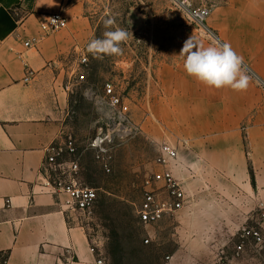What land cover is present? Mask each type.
<instances>
[{"label":"crops","instance_id":"crops-1","mask_svg":"<svg viewBox=\"0 0 264 264\" xmlns=\"http://www.w3.org/2000/svg\"><path fill=\"white\" fill-rule=\"evenodd\" d=\"M218 2L224 6L225 41L264 79V0ZM58 12L68 19L67 27L44 37L41 21ZM92 34L77 0H0V264L4 258V264L96 263L90 235L71 219L65 196L46 186L45 169L53 148L69 138L79 161L88 149L96 156L90 146L94 138L84 141L81 117L73 110L78 94L88 96V90L78 91L77 70ZM27 67L35 71L29 82ZM171 75L162 99L185 103L184 127L178 125L182 117L169 112L160 115L164 131L154 132L152 121L147 130L179 150L174 174L190 199L183 214H196V200L208 195L239 197L244 212L259 209L264 205L263 92L249 76L247 90L237 92L206 87L179 69ZM93 99L99 105L100 96ZM69 158L68 153L59 157Z\"/></svg>","mask_w":264,"mask_h":264},{"label":"rangeland","instance_id":"rangeland-1","mask_svg":"<svg viewBox=\"0 0 264 264\" xmlns=\"http://www.w3.org/2000/svg\"><path fill=\"white\" fill-rule=\"evenodd\" d=\"M77 2L90 20L91 39L100 38L115 27L129 32L119 56L96 59L85 47L90 69L77 87L81 93L88 90V96L78 94L73 102L75 115L82 120L83 134L86 132V143L96 137L100 126L106 128L109 107L97 105L93 97L102 96L108 82L121 95L134 126L133 135L113 147L110 171L90 149L84 151L80 160L83 181L97 189V199L91 212L74 218L85 226L97 251L110 264L109 244L116 229L121 238L123 264H264V205L244 212L245 202L239 197L208 195L196 200V214L191 216L183 214L190 199L183 209L156 223L144 225L137 214L146 177L157 169L154 160L163 143L148 133L147 122L152 121L153 131L160 134L164 131L160 115L175 112L182 117L178 125L184 127L185 103L168 102L162 99L163 92L171 73L177 69L185 73L180 51L186 40L191 37L205 46L213 40L226 42L223 4L218 0H195V7L209 10L207 19L197 23L172 0ZM108 18L115 20L113 28L105 27L104 20ZM242 70L264 94V79L246 63ZM191 107L196 114V103H191ZM101 117L103 122H97ZM241 129L247 143V127Z\"/></svg>","mask_w":264,"mask_h":264},{"label":"built area","instance_id":"built-area-1","mask_svg":"<svg viewBox=\"0 0 264 264\" xmlns=\"http://www.w3.org/2000/svg\"><path fill=\"white\" fill-rule=\"evenodd\" d=\"M172 1L194 22L203 23L209 16L207 8L194 6L195 0ZM67 25L68 19L60 12L45 15L40 23L44 37L66 28ZM26 45L31 46L32 43L27 41ZM78 66V79L83 81L90 69L86 54L80 56ZM34 75L35 71L27 67L24 81L29 82ZM104 91V94L100 96L99 104L109 107L110 110L106 116V128L101 129L90 146L96 149L97 160L106 171H110L113 147L118 141L133 135L134 126L127 111L128 108L123 103L121 95L115 90L114 84L106 83ZM65 153H68L71 158L60 160L59 157ZM76 155L74 141L69 138L64 146L53 148L46 158L45 165L46 186L58 195L65 196L63 206L72 218L78 214L91 212L97 199V189L86 185L83 181L80 161ZM178 161L179 152L176 147L167 142L162 143L160 153L154 160L157 169L145 180V193L137 210L140 223L144 225L156 223L186 206L189 199L187 189L183 180L178 179L174 174V167L178 165ZM248 233L250 234V231ZM255 235L258 233L255 232ZM92 244V251L98 254L95 264H107L106 258L97 251L94 240Z\"/></svg>","mask_w":264,"mask_h":264},{"label":"clouds","instance_id":"clouds-1","mask_svg":"<svg viewBox=\"0 0 264 264\" xmlns=\"http://www.w3.org/2000/svg\"><path fill=\"white\" fill-rule=\"evenodd\" d=\"M106 28H113L115 20H104ZM129 39V32L123 28L105 31L100 38H93L86 50L93 58L119 56L123 53L122 44ZM184 56L185 73L209 88H230L233 91H246L250 80L242 70L243 57L237 54L230 43L213 40L207 46L195 42L191 37L184 42L180 51Z\"/></svg>","mask_w":264,"mask_h":264},{"label":"trees","instance_id":"trees-1","mask_svg":"<svg viewBox=\"0 0 264 264\" xmlns=\"http://www.w3.org/2000/svg\"><path fill=\"white\" fill-rule=\"evenodd\" d=\"M112 240L109 244V251L111 254V261L110 264H123L122 255L120 252L122 251V243L119 232L114 229L112 231ZM6 258L1 261V264L5 263Z\"/></svg>","mask_w":264,"mask_h":264}]
</instances>
